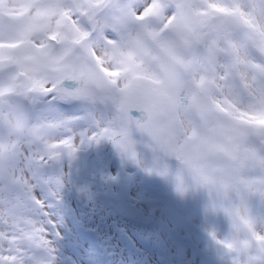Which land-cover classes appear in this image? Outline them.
<instances>
[{"label": "snow or ice", "instance_id": "snow-or-ice-1", "mask_svg": "<svg viewBox=\"0 0 264 264\" xmlns=\"http://www.w3.org/2000/svg\"><path fill=\"white\" fill-rule=\"evenodd\" d=\"M104 138L222 192L264 253V0H0V264H54L28 217L74 141Z\"/></svg>", "mask_w": 264, "mask_h": 264}, {"label": "rangeland", "instance_id": "rangeland-1", "mask_svg": "<svg viewBox=\"0 0 264 264\" xmlns=\"http://www.w3.org/2000/svg\"><path fill=\"white\" fill-rule=\"evenodd\" d=\"M74 145V155L60 162V186L57 171L48 173L49 191L57 193L44 208L51 216L28 217L44 221L36 226L53 240L54 264H230L211 235L223 240L227 218L206 209L205 191L191 190L183 198L175 193L178 161L170 158L169 175L161 178L148 170L153 153L142 144L139 163L106 138L83 144L77 139Z\"/></svg>", "mask_w": 264, "mask_h": 264}, {"label": "clouds", "instance_id": "clouds-1", "mask_svg": "<svg viewBox=\"0 0 264 264\" xmlns=\"http://www.w3.org/2000/svg\"><path fill=\"white\" fill-rule=\"evenodd\" d=\"M157 172V171H156ZM170 169L166 173L157 172L161 178H167L169 175ZM190 181V183H189ZM205 191L208 194V201L206 203V209L214 214H223L216 213L212 210L213 201L219 202L223 197V193L219 192L215 189L210 191V186L205 184H198L195 179L191 177V174L187 171H182L179 169L174 175V191L181 198L185 197L189 191ZM224 215V214H223ZM248 239L245 226L240 224L239 230L231 228L229 225V231L227 235L223 238L225 244L231 243L233 244V249L229 250L227 247H223L224 251L231 258L230 264H246L249 256H256L258 259L254 262V264H261L260 257L264 256V253H260L253 247H245L244 241Z\"/></svg>", "mask_w": 264, "mask_h": 264}, {"label": "water", "instance_id": "water-1", "mask_svg": "<svg viewBox=\"0 0 264 264\" xmlns=\"http://www.w3.org/2000/svg\"><path fill=\"white\" fill-rule=\"evenodd\" d=\"M91 179H92L93 181H95V182H100V180H99L98 178L94 177V176H92Z\"/></svg>", "mask_w": 264, "mask_h": 264}]
</instances>
